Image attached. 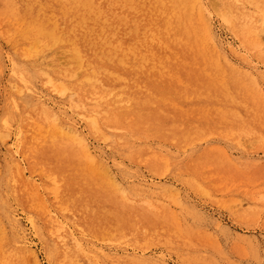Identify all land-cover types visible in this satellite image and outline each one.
<instances>
[{
    "label": "rangeland",
    "instance_id": "obj_1",
    "mask_svg": "<svg viewBox=\"0 0 264 264\" xmlns=\"http://www.w3.org/2000/svg\"><path fill=\"white\" fill-rule=\"evenodd\" d=\"M0 264H264V0H0Z\"/></svg>",
    "mask_w": 264,
    "mask_h": 264
},
{
    "label": "bare ground",
    "instance_id": "obj_2",
    "mask_svg": "<svg viewBox=\"0 0 264 264\" xmlns=\"http://www.w3.org/2000/svg\"><path fill=\"white\" fill-rule=\"evenodd\" d=\"M188 9V8H187ZM188 11H189V9H188ZM190 12V11H189ZM189 12H188V14H189ZM193 12V11H192ZM35 32V31H34ZM205 32V31H204ZM74 33V32H73ZM111 33V32H110ZM143 34H145V32L143 33ZM142 36H144V35H142ZM108 40V39H107ZM67 43H69V42H67ZM104 43V42H103ZM107 43V42H106ZM115 43V42H114ZM44 44V43H43ZM73 44V43H72ZM127 44V43H126ZM93 45V44H92ZM94 46V45H93ZM97 47V46H96ZM112 47V46H111ZM67 48V47H66ZM70 48V47H69ZM68 49V48H67ZM107 49V48H106ZM92 50V49H91ZM105 51V50H104ZM104 51H103V53H104ZM125 51V50H124ZM142 53V52H141ZM42 54V53H41ZM47 54V53H46ZM134 54V53H133ZM45 55V54H44ZM82 55V54H81ZM99 55V54H98ZM73 56V55H72ZM75 56V55H74ZM141 56V55H140ZM49 57V56H48ZM69 57V56H68ZM41 58V57H40ZM82 58V57H81ZM71 62V61H70ZM74 62V61H73ZM47 63V62H46ZM84 63V62H83ZM96 65V64H95ZM67 66V65H66ZM84 67V66H83ZM82 67V68H83ZM76 68V67H75ZM46 71V70H45ZM105 71V70H104ZM14 72V71H13ZM87 72H88V70H87ZM108 72V71H107ZM14 74V73H13ZM61 74H62V72H61ZM49 75V74H48ZM90 75V74H89ZM22 76V75H21ZM26 76V75H25ZM50 76V75H49ZM94 76V75H93ZM39 77V76H38ZM90 77V76H89ZM54 78V77H53ZM16 79H17V77H16ZM22 79H23V77H22ZM42 80V79H41ZM46 80V79H45ZM79 80V79H78ZM77 80V81H78ZM98 80V79H97ZM44 81V80H43ZM54 81V80H53ZM25 82V81H24ZM63 82V81H62ZM22 83V82H21ZM27 83V82H26ZM71 83V82H70ZM69 84V83H68ZM72 84H73V82H72ZM27 86H29L28 84H27ZM32 86V85H31ZM61 87V86H60ZM30 89V88H29ZM63 89V88H62ZM24 90V89H23ZM27 90V89H26ZM37 91V90H36ZM61 91V93H62V90H60ZM71 91V90H70ZM27 92V91H26ZM29 92H31V91H29ZM28 92V93H29ZM65 92V91H64ZM82 92V91H81ZM24 93V92H23ZM59 95V94H58ZM33 97V96H32ZM39 97V96H38ZM68 97V96H67ZM42 98V97H41ZM87 98V97H86ZM33 99H34V97H33ZM96 100V99H95ZM101 100V99H100ZM39 101V100H38ZM91 101V100H90ZM93 101V100H92ZM102 101V100H101ZM78 102H80V101H78ZM83 102V101H82ZM51 103V102H50ZM55 103V102H54ZM83 104H85V103H83ZM87 104V103H86ZM82 105V104H81ZM55 106V105H54ZM67 106V105H66ZM72 106V105H71ZM85 106V105H84ZM87 106V105H86ZM91 106V105H90ZM97 106V105H96ZM98 106H100V105H98ZM97 106V107H98ZM43 108H45L44 106H42ZM81 107V106H80ZM50 108V107H49ZM74 108V107H73ZM82 108V107H81ZM68 109V108H67ZM59 110H61V108L59 109ZM65 110V109H64ZM77 110V109H76ZM81 110V109H80ZM99 110H100V108H99ZM104 110V109H103ZM97 111V110H96ZM95 111V113H94V115H97V113L98 112H96ZM104 111H106V110H104ZM108 111V110H107ZM68 112V111H67ZM71 112V111H70ZM78 112V111H77ZM82 112V111H81ZM90 112V111H89ZM51 113V112H50ZM86 113V112H85ZM88 113V112H87ZM86 113V114H87ZM84 114V113H83ZM99 114V113H98ZM101 114V113H100ZM73 115V114H72ZM71 116V115H70ZM52 117H53V124H54V126H53V128H54V130L58 133V134H60V135H62V136H65V137H70V138H73L81 147H82V149H83V151H84V154H85V157L88 159V158H91L92 157V154L93 153H91L90 152V149H89V146H88V144H87V140H86V138L78 131V129H74V128H72L71 126H68V124H65V123H63V121H62V117L60 118L59 117V114H57V113H55V112H53L52 113ZM73 117V116H72ZM85 117V116H84ZM109 117V116H108ZM97 118V117H96ZM104 118V117H103ZM112 119V118H111ZM91 122H92V124H93V126L95 127V129L97 130V131H100L101 130V128H100V126H99V122H98V120L97 119H95V118H93L92 120H91ZM77 125V124H76ZM125 125V124H124ZM107 127V126H106ZM114 127V126H113ZM109 129V128H108ZM107 129V130H108ZM117 129V128H116ZM105 130V129H104ZM105 132V131H104ZM119 132V131H118ZM108 134V133H107ZM130 136V135H129ZM112 137V136H111ZM111 137H110V140H111ZM117 137V136H116ZM109 144V143H108ZM134 144V143H133ZM119 145V144H118ZM119 151V150H118ZM122 151V150H121ZM121 151H119V152H121Z\"/></svg>",
    "mask_w": 264,
    "mask_h": 264
}]
</instances>
